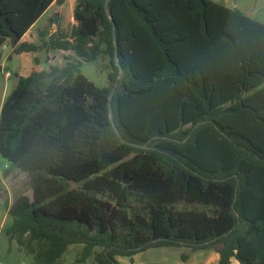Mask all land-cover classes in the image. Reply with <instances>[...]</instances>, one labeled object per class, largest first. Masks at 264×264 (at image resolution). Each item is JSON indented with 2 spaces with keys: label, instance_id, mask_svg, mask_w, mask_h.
Segmentation results:
<instances>
[{
  "label": "trees",
  "instance_id": "obj_1",
  "mask_svg": "<svg viewBox=\"0 0 264 264\" xmlns=\"http://www.w3.org/2000/svg\"><path fill=\"white\" fill-rule=\"evenodd\" d=\"M54 2L0 0V48L114 72L100 87L66 57L17 76L0 156L31 196L6 203L9 240L35 264L70 245L96 264L157 247L264 264V23L213 0H75L69 33L21 41Z\"/></svg>",
  "mask_w": 264,
  "mask_h": 264
},
{
  "label": "rangeland",
  "instance_id": "obj_2",
  "mask_svg": "<svg viewBox=\"0 0 264 264\" xmlns=\"http://www.w3.org/2000/svg\"><path fill=\"white\" fill-rule=\"evenodd\" d=\"M258 2L261 7L260 10L258 9L255 18L262 21L264 20V0H258ZM74 5L75 0L74 3L66 0L64 1V7H59L60 10H57L58 6L54 5L48 16H41L31 29L35 42L40 44L42 41L48 40L54 33H69L73 20H70V18L73 14ZM56 14L58 18L55 24L54 16ZM29 38L30 36L26 37V39ZM0 51L2 53L0 97H2V93L5 92L8 95L13 90L17 84L18 75H28L37 70H49L51 65L63 67L66 64V57L74 63L82 62L81 71L83 74L100 87L110 86L108 75L114 72L110 58L105 54L99 55L96 60L86 62L71 51L62 52L50 49L37 51L28 58L27 56H15L11 52L9 42L5 43ZM29 62L30 68L28 66ZM6 72L11 73L9 78H6ZM0 181L3 183V189H0V264H35L33 254L29 253L25 247L18 245L16 241H10L6 234V228L12 222L6 203L11 204L20 194L31 196L29 177L26 172L12 166L0 156ZM176 206L182 208L184 205L178 204ZM81 250V245H70L56 264H96L93 256L87 258L84 262H79ZM183 256L187 257L186 260L183 259ZM119 259L122 264H219V255L215 251H193L187 247L150 248L134 255L132 258L120 257ZM232 264L238 263L232 260Z\"/></svg>",
  "mask_w": 264,
  "mask_h": 264
},
{
  "label": "crops",
  "instance_id": "obj_3",
  "mask_svg": "<svg viewBox=\"0 0 264 264\" xmlns=\"http://www.w3.org/2000/svg\"><path fill=\"white\" fill-rule=\"evenodd\" d=\"M64 1H66V0H64ZM64 1H63V4L60 6L61 8H63L64 7ZM71 1H73V3H74V0H70V2ZM214 2H216V3H219V4H221V5H224V6H226V7H228V8H238L239 10H241L243 13H245L247 16H249V17H251V18H253L254 20H257V21H259L258 19H256L255 18V15H257L258 14V11L260 10V7L261 6H259V2H258V0H254V1H251L250 2V0H232V1H230V0H213ZM255 1H256V4H255ZM55 5V2L46 10V12L43 14V15H46V16H48V14H49V12H50V10H51V8L53 7ZM75 6V5H74ZM259 9V10H258ZM57 10H60V8H58ZM42 15V16H43ZM73 19V14H72V16H71V18H70V20H72ZM73 21V20H72ZM259 22H261V23H264V20H262V21H259ZM72 23V22H71ZM31 29H32V27L29 29V31L22 37V39H21V41H27V42H32V43H35V44H37L36 42H35V40H34V34H32L31 33ZM27 36H30V38L29 39H26V37ZM60 51V50H59ZM11 52H12V48H11ZM63 52V51H62ZM34 53H36V52H34ZM15 56H27L28 58L30 57V56H32L33 55V53H22V54H19V55H17V54H14ZM30 61V60H29ZM28 66H29V68H30V62L28 63ZM28 68V69H29ZM27 70V69H26ZM38 71V70H37ZM21 75V74H20ZM3 95H1L2 97H0V110H1V106H2V104H3V102H4V100H5V98H6V96H7V94L4 92V93H2ZM120 257H117V260L120 262V259H119Z\"/></svg>",
  "mask_w": 264,
  "mask_h": 264
},
{
  "label": "water",
  "instance_id": "obj_4",
  "mask_svg": "<svg viewBox=\"0 0 264 264\" xmlns=\"http://www.w3.org/2000/svg\"><path fill=\"white\" fill-rule=\"evenodd\" d=\"M57 18H58V15L56 14L55 16H54V23L56 24L57 23ZM115 63H116V65L118 66V68H119V70L121 71V67H120V65H119V62H118V59H117V57H116V53H115ZM111 96H112V93L110 94V97H109V101H110V99H111ZM124 141V140H123Z\"/></svg>",
  "mask_w": 264,
  "mask_h": 264
},
{
  "label": "built area",
  "instance_id": "obj_5",
  "mask_svg": "<svg viewBox=\"0 0 264 264\" xmlns=\"http://www.w3.org/2000/svg\"><path fill=\"white\" fill-rule=\"evenodd\" d=\"M5 76H6V78H9L11 76V73L10 72H6Z\"/></svg>",
  "mask_w": 264,
  "mask_h": 264
}]
</instances>
